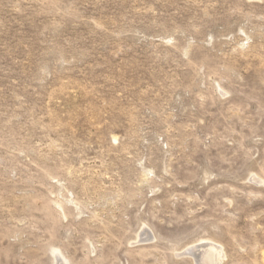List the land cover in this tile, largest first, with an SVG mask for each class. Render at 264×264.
<instances>
[{
	"label": "rangeland",
	"instance_id": "obj_1",
	"mask_svg": "<svg viewBox=\"0 0 264 264\" xmlns=\"http://www.w3.org/2000/svg\"><path fill=\"white\" fill-rule=\"evenodd\" d=\"M204 245L264 264V0H0V264Z\"/></svg>",
	"mask_w": 264,
	"mask_h": 264
},
{
	"label": "bare ground",
	"instance_id": "obj_2",
	"mask_svg": "<svg viewBox=\"0 0 264 264\" xmlns=\"http://www.w3.org/2000/svg\"><path fill=\"white\" fill-rule=\"evenodd\" d=\"M201 243V242H200ZM199 243V244H200ZM206 243V242H205ZM197 244V243H196ZM211 244V243H210ZM207 245V244H206ZM195 246V245H194ZM198 247V246H197ZM202 247V245H201ZM199 248V247H198ZM221 248V247H220ZM219 248V245H208L202 248L203 249V255L201 257V263L202 264H217V261L221 258V250ZM198 250V249H197ZM196 250V251H197ZM201 250V249H200ZM199 253V252H198ZM223 253V252H222ZM199 256V254H197ZM223 256V254H222ZM190 257V256H189ZM196 258V257H195ZM198 258V257H197ZM196 258V259H197ZM199 259V258H198ZM221 260V259H220ZM200 262V261H199ZM222 262V261H221ZM220 262V263H221Z\"/></svg>",
	"mask_w": 264,
	"mask_h": 264
}]
</instances>
